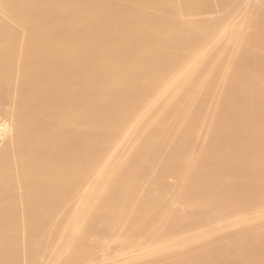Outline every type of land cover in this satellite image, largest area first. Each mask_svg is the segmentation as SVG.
Masks as SVG:
<instances>
[{
	"label": "bare ground",
	"instance_id": "1",
	"mask_svg": "<svg viewBox=\"0 0 264 264\" xmlns=\"http://www.w3.org/2000/svg\"><path fill=\"white\" fill-rule=\"evenodd\" d=\"M210 1L0 0V264H209L218 230L264 245V0L248 19Z\"/></svg>",
	"mask_w": 264,
	"mask_h": 264
},
{
	"label": "rangeland",
	"instance_id": "2",
	"mask_svg": "<svg viewBox=\"0 0 264 264\" xmlns=\"http://www.w3.org/2000/svg\"><path fill=\"white\" fill-rule=\"evenodd\" d=\"M240 1V2H239ZM252 2V0H217V5L213 2V1H210V2H206L205 4H203L202 5V7H199V9H200V11H203V12H205V13H207L208 15H210L211 13H215V14H218V12L220 13V11H222L224 8H227V7H231V5H233L232 7H233V9H235V7H239V9H238V11H235V10H233L232 8V10H231V13H233V15H238V14H241L240 15V17L242 18V19H245V18H249V15H248V13L245 11V6L246 5H249L250 3ZM208 3H210V4H208ZM238 5V6H235V5ZM240 5V6H239ZM219 6H222V7H220L219 8ZM217 8V9H216ZM198 9V8H197ZM196 8L194 9V10H197ZM198 9V10H199ZM197 10V11H198ZM154 16H155V18H154ZM243 16V17H242ZM148 17H149V19H152L153 20V18L154 19H156V15H148ZM153 17V18H152ZM158 17V16H157ZM145 18H147V17H145ZM159 19H160V17L158 18V19H156L157 21H159ZM145 20H147L148 21V18L147 19H145ZM156 20L154 21L153 20V23H155V24H158V27L156 26L155 27V30H158L159 29V27H160V25L159 24H162L163 23V21L164 20H160L159 21V23H156ZM147 21H146V23H147ZM162 21V22H161ZM255 23H257V25L259 24V26H264V7H263V9H261L260 11H259V13H257V15H256V18H255ZM161 22V23H160ZM261 22H262V24H261ZM146 23H145V25H143V26H147L148 28L150 27V26H148L150 23H151V20H149V24H147L146 25ZM163 24H165V23H163ZM161 25V27L160 28H163L162 26H164V25ZM144 28V27H143ZM158 28V29H157ZM140 30H142V27H141V29ZM148 30V29H147ZM144 31V33L145 32H147L146 31V29L144 30H142V32ZM149 31V30H148ZM140 33V32H139ZM144 33H141V34H144ZM254 42H256V41H254ZM253 42V43H254ZM129 50V49H128ZM130 53V52H129ZM126 55V54H125ZM127 55H129L128 54V52H127ZM237 59H241L242 60V62H243V64H244V62H245V64L244 65H249V66H253V62H255L256 64H258V59H256V58H249V57H243V56H241V55H237V56H235ZM171 58V57H170ZM169 58V61L167 62V60L165 59V61H163V62H165V65H167V66H170V63L172 62V60ZM249 58V59H248ZM247 59V60H246ZM250 59H254V60H251V62H252V64H251V62L249 63V60ZM171 60V61H170ZM175 60H176V58H175ZM175 60H173V63H175ZM256 60V61H255ZM179 60L177 59V62H178ZM162 62V63H163ZM179 63V62H178ZM172 64V63H171ZM255 64V65H256ZM173 65V64H172ZM254 65V66H255ZM209 73V74H208ZM205 74H208V75H210V74H212V73H210V72H205ZM238 74H240V73H238ZM3 86L4 85H2L1 86V83H0V88L2 87V89L4 90V89H6L4 92H3V90H1L0 91V95H3L4 94V96H1L0 98V100L2 101L3 100V103L2 102H0L1 103V105L2 106H4V102H5V105L6 104H8L9 103V101H8V99L6 98V94H7V92H9V91H7V87H5L4 86V88H3ZM200 89H198V90H196V91H198V92H200L199 91ZM235 90V89H234ZM227 91V90H226ZM225 91L223 90V91H220V93H222V95H225V94H223ZM228 92V91H227ZM1 93H3V94H1ZM141 93H143V92H141ZM197 93V92H196ZM219 93V92H218ZM219 93V94H220ZM226 93V92H225ZM216 95H218L217 94V92H216ZM221 95V94H220ZM5 97V98H4ZM5 100H4V99ZM68 99V98H67ZM7 100V101H6ZM65 100V99H64ZM66 101V100H65ZM7 102V103H6ZM0 105V106H1ZM100 105H102L103 106V104L101 103ZM100 105H99V107H100ZM1 106V107H2ZM7 106V105H6ZM129 106H130V104H129ZM128 106V107H129ZM131 107V106H130ZM132 107H133V105H132ZM134 107H135V104H134ZM144 107H146L147 108V106H145V105H143V108ZM1 110H5L4 109V107H2V108H0V113H2V111ZM229 111H232V109L230 110L229 109ZM228 111V114L230 113ZM233 112H235V110L233 111ZM5 113V112H4ZM227 114V113H226ZM231 114H232V112H231ZM5 116V114H3L2 113V115H1V118L3 117V118H5L4 117ZM227 116H229V115H227ZM70 136H72V135H70ZM224 136H227V135H224ZM227 137H229V136H227ZM222 139H226V138H222ZM221 138H220V140L219 139H217L215 142H214V145H216V144H222V145H220V146H222V147H226L227 146V143L225 142V140H222ZM225 145H224V144ZM218 144V145H219ZM187 145V144H186ZM189 145V144H188ZM218 145H216L217 146V148L218 147H220V146H218ZM201 146V149L202 150H205L203 147H202V145H200ZM200 146H198V149L200 148ZM240 146V145H239ZM242 146V145H241ZM261 146L264 148V143L263 144H261ZM260 146V147H261ZM190 148V146H185V148L183 149L184 150V152L186 151H188L189 150V148ZM196 147V146H195ZM229 147H231V146H227L226 148H229ZM234 147V149H236V146H233ZM233 147H231V148H229L231 151H232V149H233ZM188 148V149H187ZM225 148V149H226ZM242 148V150L245 152V153H249V148L247 147L246 148V146L243 148V146L241 147ZM240 147H238L237 146V151L238 150H240L241 149ZM262 148V149H263ZM191 149V148H190ZM228 149V150H229ZM196 150H197V147H196ZM202 150H200V151H202ZM227 150V149H226ZM226 150H224V151H226ZM227 150V152L228 153H230L229 151ZM236 151V150H235ZM236 151V152H237ZM59 151H56L55 153H58ZM226 152V153H227ZM233 152H234V150H233ZM144 158H147V157H144ZM148 159V158H147ZM143 160V161H148V160ZM208 164V165H207ZM205 165H207V168L209 167V169L211 170H208L209 172H212L213 171V167H211V166H213L211 163H206ZM241 168H233V167H231V168H229V170H228V175H233V177H234V175H235V177L237 178L238 176H245V175H248V174H251L252 172H255V170L254 169H245V171L247 170V173H245L244 174V172L245 171H243V169H241V171H239ZM237 170V171H236ZM253 170V171H252ZM214 171H215V168H214ZM257 171V170H256ZM259 171V170H258ZM242 173H243V175H242ZM238 175V176H237ZM232 177V176H231ZM232 197H233V195H232ZM231 197V198H232ZM233 199V198H232ZM263 200V198H260L257 202L258 203H261V201ZM264 201V200H263ZM262 201V202H263ZM256 203V202H255ZM253 204V203H252ZM251 204V205H252ZM257 204V203H256ZM201 213H202V211H200ZM204 212H206V211H204ZM203 212V213H204ZM205 215H201V217L203 218H195L194 220H192V221H196V222H198V223H194V222H192V221H188V222H186V223H184L183 221H181L180 222V224L179 223H176L177 225H173V227H174V229H176V227L178 228V230H180V228H179V226L181 227V225H183L182 227H181V230H183V228L185 229V225L187 226V229L189 228V229H195L196 228V226H198V227H200V225H202L204 222H206L204 219H206V215L208 216V213H204ZM199 220V221H197V220ZM200 219H202V220H200ZM163 220V219H162ZM204 220V221H203ZM201 221H203V222H201ZM182 223V224H181ZM190 223V224H189ZM192 223L195 225H192ZM189 224V225H188ZM199 224V225H198ZM194 226V227H193ZM203 226V225H202ZM197 227V228H198ZM153 229L152 228H149V227H143V226H141V227H136V228H134L133 230H132V232L131 233H134V234H142L143 233V235H145L146 237H149L150 236V233H151V231H152ZM177 230V229H176ZM218 232H219V234L220 235H218L217 236V234H218ZM167 233H169V231L168 230H161V232L159 233V234H161V235H165V234H167ZM222 233H224L225 234V231H221V233H220V230H218L217 232L215 231V233H214V239H215V241L213 240V242H211V245H201V246H203V247H197V251L199 252V253H205V254H210V256H209V258L210 257H212L214 260L213 261H215L216 260V262H217V264H234L235 262V264H246L247 262H249V260H250V262L252 263V261H253V263L252 264H262L263 262H264V254H262L261 252H262V250H264V248L262 249V247H264V245L262 246V243H260V242H256L257 243V245H256V243H252V244H250V245H246V244H244V243H237V242H235V238H234V236L232 235V233H230V232H228V233H226V235H225V237H224V234H222ZM223 237H222V236ZM221 236V237H220ZM217 237L219 238V239H217ZM223 242V243H222ZM258 243L260 244V245H258ZM233 244V245H232ZM199 246V245H198ZM240 246V247H239ZM255 246H257V248L255 247ZM239 247V248H238ZM254 247V248H253ZM251 248V249H250ZM252 248H253V250H252ZM183 248H182V246H180V245H178V246H174L173 247V249L172 250H168V251H166V252H162V254H161V256H164V255H167L169 252L170 253H176V252H179V251H181ZM247 249H248V251L250 250V253L247 251ZM256 249V250H255ZM258 249V250H257ZM261 250V251H260ZM238 251H241V252H243L244 254H246V255H243V257H239V258H237V259H234V260H232V259H229V260H227V261H225L224 263L222 262V263H218V261H221L220 259L222 258L223 259V257H227L228 255H230V254H234L235 252H238ZM258 251H260V252H258ZM168 252V253H167ZM197 252V253H198ZM246 252V253H245ZM261 253V254H260ZM263 253H264V251H263ZM252 254V255H251ZM255 254V255H254ZM12 256V255H11ZM202 256H203V254H201V257H199V255L197 254L196 256H194V257H192L191 258V262H190V264H206L204 261H203V259H201L202 258ZM250 256V257H249ZM251 256H254V258H252ZM261 256V257H260ZM257 257V258H256ZM248 258H249V260H248ZM262 261V263H260L261 261L259 260V259ZM15 259L16 260H20V257L19 256H16V257H14V261H15ZM211 259V258H210ZM226 259V258H225ZM224 259V260H225ZM240 259V262H238V260ZM244 259V260H243ZM252 259V260H251ZM255 261H254V260ZM138 261L140 260V259H137ZM136 259H133V261L131 260V262H129V263H123V264H139V262L137 261ZM223 260V261H224ZM247 260V261H246ZM256 260H259L258 262L256 261ZM13 261V262H14ZM212 261V259H211V261L210 262H213ZM243 261V262H242ZM16 262V261H15ZM15 262L14 263H12V264H15ZM19 262V261H18ZM18 262H16V264L18 263ZM210 262H209V264H210ZM247 263V264H251V263ZM255 262V263H254ZM33 263V262H32ZM141 263V262H140ZM20 264H21V262H20ZM114 264H119V263H114ZM187 264H189V263H187ZM211 264H213V263H211Z\"/></svg>",
	"mask_w": 264,
	"mask_h": 264
}]
</instances>
